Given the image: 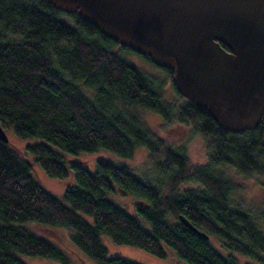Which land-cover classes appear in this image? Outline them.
Listing matches in <instances>:
<instances>
[{"label":"trees","instance_id":"1","mask_svg":"<svg viewBox=\"0 0 264 264\" xmlns=\"http://www.w3.org/2000/svg\"><path fill=\"white\" fill-rule=\"evenodd\" d=\"M116 46L75 12L43 0H0V123L33 140L25 150L48 176L73 179L62 201L35 179L9 139L0 140V264H25L18 254L71 264L28 228L30 222L69 228L72 243L96 264H139L109 256L101 233L160 258L170 251L185 264H240L231 251L264 264V232L247 211L230 205V181L213 170L227 164L264 175V119L252 129L229 132L185 97L177 106L164 101L160 83ZM158 67L179 93L172 71ZM141 109L166 121H191L207 141L206 162L192 164L183 149L154 138ZM138 145L149 150L159 173L155 179L139 178L124 163L96 159L91 172L64 158L104 149L124 160ZM186 179L200 186L179 190ZM114 185L134 198L131 213L105 196ZM178 214L208 238L188 229Z\"/></svg>","mask_w":264,"mask_h":264},{"label":"water","instance_id":"2","mask_svg":"<svg viewBox=\"0 0 264 264\" xmlns=\"http://www.w3.org/2000/svg\"><path fill=\"white\" fill-rule=\"evenodd\" d=\"M43 1L171 70L179 94L221 129L239 133L264 119V0ZM0 140L8 142L1 123Z\"/></svg>","mask_w":264,"mask_h":264},{"label":"rangeland","instance_id":"3","mask_svg":"<svg viewBox=\"0 0 264 264\" xmlns=\"http://www.w3.org/2000/svg\"><path fill=\"white\" fill-rule=\"evenodd\" d=\"M65 14L62 15L64 19ZM116 51L137 67L140 71L150 74L161 85V92L164 101L180 105L185 101V98L177 93L170 83L168 74L159 68L157 65L145 59L142 55L116 46ZM80 87L84 88L81 84ZM143 121L148 125L151 134L154 138L162 141L172 148L183 149L187 155V159L192 164H203L206 162L207 156V141L195 129L191 121H180L177 118H172L170 121L163 119L158 113L141 109L140 111ZM9 139V144L14 148L16 153L26 160L31 167V173L35 179L54 196L63 201V188L69 184L73 179L67 177L65 179H58L48 176L41 166L35 162L34 157L28 154L25 146L31 143V139H23L13 135L8 128H4ZM155 155V159H161V155ZM65 160L75 161L77 163L85 164L89 171L94 170V163L96 159H105L116 164H127L134 171L139 178L141 175L147 174L148 177L155 179L159 176L156 165L151 158L149 150L145 146L138 145L135 147L133 154L124 160L116 156L108 150L99 149L90 153H79L76 155H66ZM214 171H218L226 177L231 184L228 193V200L231 206L247 211L258 222L260 229L264 232V175L251 173L245 174L237 172L233 167L225 164L213 167ZM140 175V176H139ZM69 178V179H68ZM197 181L186 179L178 185L179 190L191 189L199 187ZM110 193L105 194L107 198L114 203L121 206L126 212H132V205L134 198L127 193H124L116 185L113 186ZM88 221L91 216L83 215ZM28 228L37 232L41 236L48 239L52 244L65 253L71 261V264H96L83 254L70 240L71 230L62 226L48 227L40 224L30 222ZM38 229V230H37ZM101 242L106 246L109 256H120L139 264H179L178 259L167 251L163 258L157 257L153 254L147 253L139 248L130 245L116 244L111 238L105 234H100ZM211 241L217 245L215 238ZM235 255L240 264L251 263L257 264L253 258L231 251ZM262 255L264 253H261ZM25 264H61L58 261L48 259L42 256L19 255L17 256Z\"/></svg>","mask_w":264,"mask_h":264}]
</instances>
